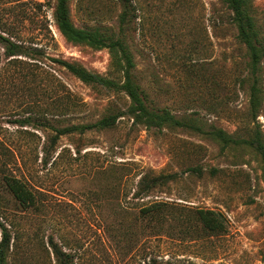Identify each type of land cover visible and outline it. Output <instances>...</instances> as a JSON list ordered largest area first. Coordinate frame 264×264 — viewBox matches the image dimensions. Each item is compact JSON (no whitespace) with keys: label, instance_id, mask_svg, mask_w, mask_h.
I'll return each instance as SVG.
<instances>
[{"label":"rangeland","instance_id":"374dc122","mask_svg":"<svg viewBox=\"0 0 264 264\" xmlns=\"http://www.w3.org/2000/svg\"><path fill=\"white\" fill-rule=\"evenodd\" d=\"M248 2L264 40V0ZM55 3L0 0V26L16 29L18 39L43 54L32 74L0 58V141L13 155L0 154L7 264H56L50 238L75 255V264H264V176L252 151L222 150L188 130H146L128 116L108 129L60 136L52 145L51 130L12 123L32 116L62 129L128 105L124 94L84 84L50 61L121 82L107 49L62 37ZM69 10L74 26L105 35L117 34L126 11L125 43L152 107L242 138L259 129L264 139V102L251 118L247 84L241 83L246 53L221 0H70ZM3 172L26 181L37 198L34 207L18 205ZM144 176L167 179L142 196L137 184ZM152 203L158 213L143 215ZM200 210L210 211L222 231L205 230Z\"/></svg>","mask_w":264,"mask_h":264},{"label":"trees","instance_id":"16d2710c","mask_svg":"<svg viewBox=\"0 0 264 264\" xmlns=\"http://www.w3.org/2000/svg\"><path fill=\"white\" fill-rule=\"evenodd\" d=\"M125 3L127 0H120ZM231 13V22L236 30V38L244 47L246 53V76L244 81L248 91V112L251 118L255 119L259 114L264 102V79L262 71L264 66V40L260 35L255 19L252 15L248 0H221ZM70 0H56L53 8L55 26L62 37L72 44H84L94 49H107L111 55L112 62L121 74V82L87 71L86 69L63 60L51 58L50 61L62 66L75 78L87 85L99 86L108 90L120 92L128 100L124 110L111 113L99 120L82 125H73L62 129L51 126L44 119L35 120L32 116H26L13 120L12 123L19 127H42L55 133L50 141L52 145L60 136L79 133L82 134L92 130H104L113 127L119 118L128 116L133 125L142 126L146 130L161 132L164 129H182L193 131L212 138L222 150L231 147H241L252 151L259 159L262 174L264 176V139L259 129L249 133L245 138L228 134L222 129L210 126L205 130L198 118L191 116L177 117L165 108H155L151 105L146 90L137 82L135 76V63L128 46L125 43V26L128 21V14L123 11L118 17V30L116 35H105L98 30H89L74 26L70 19ZM0 26V58L7 60L14 69L21 71L27 68L28 72L39 68L42 64L43 54L40 49L25 44L15 32L14 28ZM24 59V60H22ZM31 70H30V69ZM33 72V71H32ZM31 72V74H32ZM25 76V75H24ZM18 78V77H16ZM2 78H0L1 80ZM263 82V83H262ZM38 122V124H34ZM10 149L0 141V154H5ZM44 151L45 148H44ZM2 163L0 164V166ZM5 167V164H4ZM188 171L200 174L198 168H191ZM213 174L214 170H210ZM167 177L147 178L141 177L138 181L139 190L137 194L148 196L158 185L160 180ZM1 180L8 192L23 209L34 207L37 198L35 192L29 187L23 178L2 173ZM158 203H152L141 209L143 215L158 213ZM198 217L203 228L211 233L222 231L223 225L210 211H198ZM0 264H7L10 235L3 223H0ZM49 247L55 257L56 264H75V255L65 252L63 248L49 239Z\"/></svg>","mask_w":264,"mask_h":264}]
</instances>
